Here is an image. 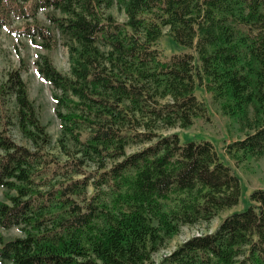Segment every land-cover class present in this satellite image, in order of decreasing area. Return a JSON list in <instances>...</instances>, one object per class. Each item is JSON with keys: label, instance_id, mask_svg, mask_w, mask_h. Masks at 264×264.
Listing matches in <instances>:
<instances>
[{"label": "trees", "instance_id": "1", "mask_svg": "<svg viewBox=\"0 0 264 264\" xmlns=\"http://www.w3.org/2000/svg\"><path fill=\"white\" fill-rule=\"evenodd\" d=\"M1 30L65 45L69 71L37 54L55 147L20 69L0 71V264H264V189L154 258L242 197L212 142L165 132L205 115L198 86L245 131L228 153L264 155V0H0ZM165 33L195 53L164 57Z\"/></svg>", "mask_w": 264, "mask_h": 264}, {"label": "rangeland", "instance_id": "2", "mask_svg": "<svg viewBox=\"0 0 264 264\" xmlns=\"http://www.w3.org/2000/svg\"><path fill=\"white\" fill-rule=\"evenodd\" d=\"M107 12L113 14L119 21L126 20L124 11L119 9L116 4L107 9ZM40 17L43 18L41 13ZM160 49L164 57H170L180 52L195 53L190 48H178L167 33L161 38ZM38 53H49L53 63L61 72L66 73L69 71V56L65 45L59 43L53 50L47 51L33 45L27 37L10 35L5 30L0 31V71L5 74L11 68L20 69L22 77L28 86L29 97L35 104L41 122L46 125L47 131L52 136V145L55 147V141L60 133V122L54 112L53 87L37 72L36 60ZM196 94L207 106L205 115L196 118L194 123L188 128L176 126L165 132L178 133L181 142L188 140L198 142L207 140L212 142L223 162L230 166L240 178L242 197L238 205L220 212L209 225L205 222L192 226L183 225L179 233L168 240L167 245L158 253L154 254L156 260L193 235L213 232L225 216L231 212L239 211L249 204V195L252 191L264 189V155L259 158H247L243 161H237L236 158H233L228 153L227 146L238 138L243 137L245 131L241 129L239 122L222 113L217 103L213 101L211 93L206 91L204 86H198ZM139 147L130 145L128 151H134ZM54 151H56L55 148ZM92 193L93 189L89 188L88 196ZM2 197V190L0 189V199ZM5 233L14 236L18 235L19 231L14 228Z\"/></svg>", "mask_w": 264, "mask_h": 264}]
</instances>
